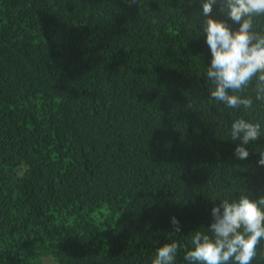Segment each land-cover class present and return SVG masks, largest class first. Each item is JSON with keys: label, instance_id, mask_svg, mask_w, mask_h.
<instances>
[{"label": "trees", "instance_id": "1", "mask_svg": "<svg viewBox=\"0 0 264 264\" xmlns=\"http://www.w3.org/2000/svg\"><path fill=\"white\" fill-rule=\"evenodd\" d=\"M201 12L0 0V264H151L172 240L174 264H189L184 246L220 200L264 196V136L245 160L230 137L241 116L264 133V105L251 90L248 111L210 99ZM256 251L264 264V240Z\"/></svg>", "mask_w": 264, "mask_h": 264}, {"label": "clouds", "instance_id": "2", "mask_svg": "<svg viewBox=\"0 0 264 264\" xmlns=\"http://www.w3.org/2000/svg\"><path fill=\"white\" fill-rule=\"evenodd\" d=\"M216 5L226 19L212 17ZM200 7L202 32L212 56L206 67L210 99L226 108L248 111L254 108L252 96L246 95L251 90L255 101L264 105V30H256V19L264 17V0H200ZM228 20L238 27H230ZM262 136L260 122L243 116L235 119L230 137L240 143L234 156L247 159L250 153L245 146ZM257 164L264 166V150H259ZM211 216L207 232L192 233V249L184 246V260L189 264H252L257 246L264 240V196L253 200L242 194L238 199L220 200ZM170 223L174 232L181 231L176 217ZM178 248L173 240L157 247L151 264H174Z\"/></svg>", "mask_w": 264, "mask_h": 264}]
</instances>
